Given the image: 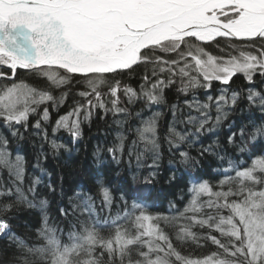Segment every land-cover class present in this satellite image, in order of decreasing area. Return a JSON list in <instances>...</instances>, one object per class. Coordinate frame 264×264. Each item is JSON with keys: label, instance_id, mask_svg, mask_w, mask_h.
Listing matches in <instances>:
<instances>
[{"label": "snow or ice", "instance_id": "snow-or-ice-1", "mask_svg": "<svg viewBox=\"0 0 264 264\" xmlns=\"http://www.w3.org/2000/svg\"><path fill=\"white\" fill-rule=\"evenodd\" d=\"M18 70L42 78L47 90L18 79ZM138 73L135 86L125 82ZM237 75L247 92L231 90ZM257 77L264 85V0H0V126L11 133L0 134V172L9 177L0 183V264H264V148L257 147L264 143V89L256 90ZM73 84L79 90L62 92L57 102L52 89ZM214 84L219 94L209 95ZM173 89L182 105L167 104ZM69 96L76 99L55 120L53 137L63 129L79 139L94 111L102 119L111 113L124 130L107 152L119 166L126 148L133 181L136 171L147 172L143 188L157 182L163 152L162 113L152 109L168 106L169 164L195 173L182 200L153 214L144 197L129 205L122 195L118 204L102 178L97 195L62 190L57 216L42 215L34 238L17 235L14 213L20 204L36 206L40 180L26 194V161L13 141L24 138L21 129L34 130L52 149L64 147L49 140L47 105L57 109ZM245 103L259 109L261 123L228 136L218 156L227 167L204 179L201 158L217 155L219 145L201 144L196 156L192 150Z\"/></svg>", "mask_w": 264, "mask_h": 264}, {"label": "trees", "instance_id": "trees-1", "mask_svg": "<svg viewBox=\"0 0 264 264\" xmlns=\"http://www.w3.org/2000/svg\"><path fill=\"white\" fill-rule=\"evenodd\" d=\"M17 78L33 86L47 90L46 82L42 78L27 73L24 70H18ZM138 80L139 73L133 77L125 78V82H130L134 86ZM259 80L260 77H257L256 83L258 85ZM220 87L219 84H214L208 94H219ZM248 88L249 83L242 75H237L231 82V90H243L247 92ZM260 89H264V85H259L256 90ZM78 90L73 84L72 86H65L60 89H52V94L57 98L58 102L62 92L71 91L75 93ZM197 95H199L201 100L205 98L202 90ZM74 99H76L75 96L67 97L65 103L54 110L52 109L51 102L47 105L50 109V122L47 125L49 140L55 139L56 143L64 145V147L52 149L50 143L44 140L42 135H36L34 130L24 132L21 129L24 138L22 140L16 138L13 141L14 146L20 149L19 154L24 156L26 161V177L23 182V189L26 194L31 182L34 179L40 180L38 186L40 196L34 201L36 206L30 208L27 204H20L14 213L15 219H13L12 224L13 230L17 235L34 238L32 237V233L39 226L42 215H50L55 218L57 216V207L63 206L60 203L62 190L68 195L76 192L97 195L96 185L98 180L102 178L109 181L107 186L112 190V194L118 204L121 202L120 197L122 195L128 199L129 205H131L134 198L144 197L147 198V202L152 206L153 214L157 212L167 213L170 202H180L182 200L187 187L191 185L195 173H190V171L185 170L182 166L178 167L176 164H169L171 155L164 136L166 135L168 124L173 120V117L168 106H158L152 109V111H160L162 113L159 121V136L163 152L159 169L160 175L157 178V182L151 188H143L142 185L147 172L144 170L136 171L135 175L137 178L133 181V172L129 170L128 165L127 149L125 148L124 161L119 166L111 160L107 152L109 147L116 145L117 133L124 130L115 124L111 113L102 119L103 112L96 113L94 111L91 119L82 123V135L79 139L73 140L70 134L63 129L59 130L53 137L51 128L55 124V120L60 115L68 112L73 105ZM178 102L182 105L183 98L181 97L178 100L175 89H173L167 94V104L171 105ZM42 107L39 111H42ZM141 107L142 104H137L132 108V111L138 112ZM148 115H151V112L146 111L145 118ZM213 116H215L214 111ZM179 118L183 119L182 116ZM36 119L37 116L32 115L30 117V124L34 123ZM253 122L256 124L261 123V113L259 109L249 110V106L245 103L234 112H229L227 118L221 124L215 126L212 133H206L200 137L201 143L197 144L192 150V156L197 155V150L201 147V144L208 146L216 142L219 145L216 149L217 155L206 154L201 158L199 172L204 179L212 180L214 177L218 178L217 173L227 167V158L223 164L218 159V156L223 154L220 148L233 132L238 134L242 126L251 125ZM138 124L139 121H133L130 122L129 126L135 128ZM179 128H183V125H179ZM0 134L8 137L11 135L10 130L2 126H0ZM131 139L132 137L127 141L128 144L131 143ZM138 147L142 148V144L138 145ZM257 147L264 148V143H258ZM98 152L99 156H97ZM98 158L103 160L104 163L98 164ZM148 163L150 164L151 160ZM135 167V159L133 158L132 168L135 169ZM177 168L175 179L170 180L169 177L173 175V169ZM8 179L7 172H0V183ZM48 185H52L55 188V195L49 192ZM68 195L63 197L64 204L68 202ZM28 198L31 200L32 196L28 194ZM41 200H47L48 204L46 206L40 205L39 201ZM96 203L99 204L98 199ZM118 212L119 209H113V218ZM61 227H64V225L62 224ZM188 250L191 251L192 249L189 248ZM206 251L207 249L201 250L202 253Z\"/></svg>", "mask_w": 264, "mask_h": 264}]
</instances>
